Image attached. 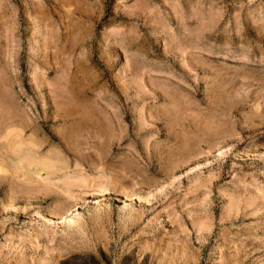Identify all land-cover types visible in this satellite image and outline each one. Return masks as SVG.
Returning a JSON list of instances; mask_svg holds the SVG:
<instances>
[{
    "label": "rangeland",
    "instance_id": "rangeland-1",
    "mask_svg": "<svg viewBox=\"0 0 264 264\" xmlns=\"http://www.w3.org/2000/svg\"><path fill=\"white\" fill-rule=\"evenodd\" d=\"M0 136V264H264V0H0Z\"/></svg>",
    "mask_w": 264,
    "mask_h": 264
},
{
    "label": "bare ground",
    "instance_id": "bare-ground-1",
    "mask_svg": "<svg viewBox=\"0 0 264 264\" xmlns=\"http://www.w3.org/2000/svg\"><path fill=\"white\" fill-rule=\"evenodd\" d=\"M7 104H8V103H7ZM2 105H3V104H2ZM2 105H1V106H2ZM13 106H14V105H13ZM6 107H7V106H6ZM1 108H2V107H1ZM4 108H5V107H4ZM4 108H3V109H4ZM17 108H18V107H17ZM3 109H2V110H3ZM10 109H11V108H10ZM5 113H6V112H5ZM15 114H16V113H15ZM20 114H21V113H20ZM23 115H24V114H23ZM8 117H9V116H8ZM15 117H18V115H16ZM21 117H22V115H21ZM9 119H10V118H9ZM12 119H13V118H12ZM16 121H17V120H16ZM22 121H23V118H22ZM1 122H2V121H1ZM25 122H26V121H25ZM27 123H28V122H27ZM33 123H34V122H33ZM17 124H18V123H17ZM20 124H21V122H20ZM23 124H25L24 121H23ZM28 124H29V123H28ZM28 124H27V125H28ZM31 124H32V122H31ZM15 125H16V124H15ZM1 126H2V125H1ZM15 127H16V126H15ZM31 127H32V126H31ZM7 128H8V127H7ZM18 128H19V127H18ZM15 129H16V128H15ZM8 130H9V129H8ZM5 133H6V132H5ZM0 137H1V136H0ZM21 138H22V137H21ZM19 141H20V139H19ZM28 141H29V140H28ZM10 142H11V141H10ZM21 142H22V141H21ZM18 143H19V142H18ZM20 144H21V143H20ZM22 144H23V143H22ZM5 149H6V148H5ZM9 155H10V154H9ZM9 157H10V156H9ZM21 157H22V156H21Z\"/></svg>",
    "mask_w": 264,
    "mask_h": 264
}]
</instances>
